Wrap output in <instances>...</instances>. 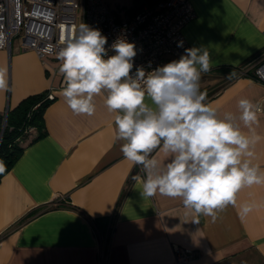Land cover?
<instances>
[{
    "label": "crops",
    "instance_id": "crops-1",
    "mask_svg": "<svg viewBox=\"0 0 264 264\" xmlns=\"http://www.w3.org/2000/svg\"><path fill=\"white\" fill-rule=\"evenodd\" d=\"M188 1L195 14L183 36L212 61L200 90L221 118L239 117L241 99L264 101V83L251 77L264 57V0ZM57 57H39L17 37L10 51L0 49V67L8 70L7 90H0L4 117L27 95H54L43 113L44 134L27 132L21 155L0 179V264H174V244L198 252L189 264H264V184L243 187L215 221L186 209L181 198L143 197L145 173L124 158L123 141L113 142L114 114L104 95L94 98L93 115L73 113L61 95ZM211 72L219 73L218 83L202 81ZM257 115L253 129L262 139L250 159L264 171V111ZM152 157L162 166L169 159L162 148ZM245 204L252 210L242 215ZM96 219H103L100 226Z\"/></svg>",
    "mask_w": 264,
    "mask_h": 264
},
{
    "label": "clouds",
    "instance_id": "clouds-1",
    "mask_svg": "<svg viewBox=\"0 0 264 264\" xmlns=\"http://www.w3.org/2000/svg\"><path fill=\"white\" fill-rule=\"evenodd\" d=\"M107 42L99 29L84 23L62 40L57 57L64 83L61 95L73 113L89 116L96 110L94 98L104 95L105 106L114 114L113 142L123 141L124 158L145 173L143 197L159 193L181 198L186 209L215 221L218 211L236 205L243 187L264 184V171L250 159L251 148L262 139L253 129L262 109L241 99L239 117L225 113L221 118L218 109L206 103L207 92L200 90L201 75L212 66L206 48L185 49L178 60L148 72L138 67L133 75L135 44L117 40L111 45L115 54L109 56ZM7 71L0 67V90H7ZM237 120L253 134H245ZM158 148L169 158L163 166L150 158ZM5 170L0 160V173ZM251 210L245 204L240 212Z\"/></svg>",
    "mask_w": 264,
    "mask_h": 264
},
{
    "label": "built area",
    "instance_id": "built-area-1",
    "mask_svg": "<svg viewBox=\"0 0 264 264\" xmlns=\"http://www.w3.org/2000/svg\"><path fill=\"white\" fill-rule=\"evenodd\" d=\"M194 14L188 0H161L134 13L104 0H0V49L10 51L17 37L39 57L58 56L62 40L84 23L107 37L109 56L115 54L111 45L117 40L135 44L134 75L138 67L152 71L185 54L189 45L182 29ZM251 77L264 83V57L255 63ZM46 97L52 100L54 95L50 91ZM259 105L264 111V101ZM173 251L174 264H189L198 256L195 249L177 244Z\"/></svg>",
    "mask_w": 264,
    "mask_h": 264
},
{
    "label": "trees",
    "instance_id": "trees-1",
    "mask_svg": "<svg viewBox=\"0 0 264 264\" xmlns=\"http://www.w3.org/2000/svg\"><path fill=\"white\" fill-rule=\"evenodd\" d=\"M159 1L161 0H133L131 6L121 7L134 13L144 6L153 7ZM46 93L45 91L27 95L9 110L5 117L0 113V160L6 165V170L0 173V179L21 155L23 147L19 141L27 135V132L35 128L38 132L36 138L44 134L43 113L51 101L46 97ZM101 221L103 219H96L98 226Z\"/></svg>",
    "mask_w": 264,
    "mask_h": 264
},
{
    "label": "rangeland",
    "instance_id": "rangeland-1",
    "mask_svg": "<svg viewBox=\"0 0 264 264\" xmlns=\"http://www.w3.org/2000/svg\"><path fill=\"white\" fill-rule=\"evenodd\" d=\"M111 5H114V4H111ZM50 56H55V55H50ZM218 74H219L218 72H211L208 75H205L204 79H202V81H210V83H213L215 81V78L217 77L218 78L217 83H218V81H220L219 80L220 78L218 77L219 76Z\"/></svg>",
    "mask_w": 264,
    "mask_h": 264
}]
</instances>
